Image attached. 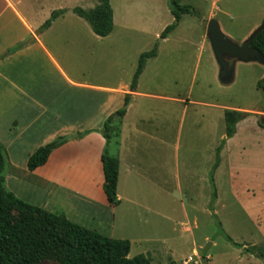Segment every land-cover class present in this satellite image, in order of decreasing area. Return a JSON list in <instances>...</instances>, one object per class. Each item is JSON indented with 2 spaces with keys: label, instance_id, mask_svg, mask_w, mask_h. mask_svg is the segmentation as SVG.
Masks as SVG:
<instances>
[{
  "label": "rangeland",
  "instance_id": "rangeland-1",
  "mask_svg": "<svg viewBox=\"0 0 264 264\" xmlns=\"http://www.w3.org/2000/svg\"><path fill=\"white\" fill-rule=\"evenodd\" d=\"M96 5L80 3L84 9ZM111 5L114 31L108 38L97 37L70 12L56 28L70 27L85 38L75 54L80 58L92 49L111 48L112 61L97 57L92 65L98 77L111 72L117 85L130 84L139 56L157 48L158 58L148 61L130 97L135 100L128 119L140 118L131 124L137 121L141 130L158 132L171 146L170 158L159 154L149 176L138 177L134 199L142 208L119 206L114 239L130 242L129 258L149 256L151 264H264V90L259 87L264 86V66L238 63L235 81L223 85L207 38L208 23L216 20L226 36L242 45L264 24V0H182L196 14L183 15L179 23L170 0H111ZM169 25L176 29L162 39ZM8 41H1L0 49ZM52 49L69 62L57 46ZM87 77L95 79L92 73ZM55 84L61 88V82ZM226 110L246 115L219 156ZM109 154L114 155L113 146ZM129 187L126 181L122 189L127 193Z\"/></svg>",
  "mask_w": 264,
  "mask_h": 264
},
{
  "label": "crops",
  "instance_id": "crops-1",
  "mask_svg": "<svg viewBox=\"0 0 264 264\" xmlns=\"http://www.w3.org/2000/svg\"><path fill=\"white\" fill-rule=\"evenodd\" d=\"M82 2L89 6L99 4V0H0V42L9 40L0 49V57L9 49L22 47L0 61V143L9 165L5 182L12 193L27 203L49 212H63L71 222L114 238L119 206L124 202L140 207L134 199L139 175L149 176L150 165L158 161L159 154L170 158L171 146L161 141L158 132L141 130L137 121L131 124L140 119H128L134 97L122 120L119 137L107 146L108 152L114 147L111 156L120 161V204H109L102 164L106 140L100 132L106 120L125 107L126 96L137 90L130 91L132 81L117 85L111 72L99 77L94 72L92 64L97 57L112 61L111 48L97 52L92 49L80 58L75 54L84 47L81 43L85 38L70 27L56 28L69 12L75 15L72 10L81 8ZM57 10L67 12L49 29L40 31ZM62 42L70 46L50 45ZM54 46L69 62L54 53ZM70 49L74 50L73 57ZM91 73L95 79H88ZM55 80L61 82V88ZM74 135L77 137L59 144L44 166L28 170V161L38 148ZM175 151L174 147V156ZM165 158L164 165L169 164L170 159ZM126 181L130 185L127 193L122 189Z\"/></svg>",
  "mask_w": 264,
  "mask_h": 264
},
{
  "label": "trees",
  "instance_id": "trees-1",
  "mask_svg": "<svg viewBox=\"0 0 264 264\" xmlns=\"http://www.w3.org/2000/svg\"><path fill=\"white\" fill-rule=\"evenodd\" d=\"M170 10L175 19L180 22L183 15H195V9L190 5H182V0H170ZM67 10L52 12L51 17L43 24L40 31H46L53 22L64 15ZM72 12L86 21L93 33L98 37H108L114 29V15L111 0H99V4L91 10L75 8ZM176 29V25H169L161 35L166 39ZM264 55V30L252 44ZM22 47L7 50L0 61L13 55ZM157 48L143 53L134 74L131 92L137 90L138 81L143 74L147 61L156 58ZM260 88L264 86L259 85ZM131 95L126 96L125 104ZM127 110L120 109L112 114L104 123L101 134L106 140V148L102 155L103 171L106 178L105 193L111 206H118V181L120 161L109 154L107 146L118 138L122 120ZM246 114L234 110H226L224 120L226 125L225 139L218 149L220 156L227 140L235 137L237 126ZM264 128V126H262ZM60 145L57 141L40 147L30 157L27 168L29 171L44 166L52 152ZM6 150L0 143V264H40L52 261L56 264H151L149 256L138 255L129 258L130 242L127 240L106 237L96 231L71 222L63 212H49L27 203L9 191L5 186L3 176L6 167ZM221 158L214 167L219 166ZM217 199L214 187L213 202ZM227 241L232 243L230 237ZM236 246L237 244H233ZM264 257V250L261 252Z\"/></svg>",
  "mask_w": 264,
  "mask_h": 264
},
{
  "label": "water",
  "instance_id": "water-1",
  "mask_svg": "<svg viewBox=\"0 0 264 264\" xmlns=\"http://www.w3.org/2000/svg\"><path fill=\"white\" fill-rule=\"evenodd\" d=\"M264 30V24L242 44L239 45L226 36L216 20H211L207 26V38L210 42L216 62L219 66V80L223 85H231L235 81L238 63H257L264 66V55L252 47L254 40ZM132 99L123 108L127 110ZM77 136H67L59 139L57 144L72 140ZM207 263V260H204Z\"/></svg>",
  "mask_w": 264,
  "mask_h": 264
}]
</instances>
